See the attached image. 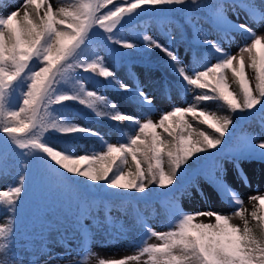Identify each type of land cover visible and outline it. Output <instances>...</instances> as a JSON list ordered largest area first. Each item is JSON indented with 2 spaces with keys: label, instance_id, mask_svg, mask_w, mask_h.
<instances>
[{
  "label": "snow or ice",
  "instance_id": "6c2138e0",
  "mask_svg": "<svg viewBox=\"0 0 264 264\" xmlns=\"http://www.w3.org/2000/svg\"><path fill=\"white\" fill-rule=\"evenodd\" d=\"M178 6L206 9L217 33L211 39L194 24L196 45L206 46L202 62L196 51L194 63L186 64L175 48L148 34L141 39L149 50L165 54L166 70L191 100L164 111L158 120L121 111L96 88L131 93L146 113L153 110V98L139 85L134 90L120 79L96 49L103 47L119 57L127 54L109 45L141 51V45L126 36L127 29L144 16L166 15ZM229 11L237 16L243 11L245 20L232 22ZM256 24L264 26V0H56L55 6L53 0H23L14 11L0 14V137L19 158L15 181L0 189V208L10 214L8 222L0 224V264H264V194L248 196L249 203L254 202L249 212L244 197L229 182L226 166L231 162L243 185L250 187L241 162L264 161V140L248 137L229 143L237 113L244 118L264 116V31L257 32L252 26ZM238 37L242 43L229 51L226 45ZM210 102L216 110L206 107ZM73 105L117 124L127 121L129 127L120 129V142L101 137L98 151L81 154L78 134H99L73 122ZM49 133L68 139L57 143ZM218 157L211 170L192 169L189 176L190 161ZM38 165L113 189L117 196L147 195L152 186L167 189L168 230H155L137 212L143 234L132 255L105 258L82 242L75 255L67 248L62 255L49 250L43 260H23L16 250V218L30 190L29 172ZM181 177H189L187 186L179 182ZM201 178L209 191L198 183ZM192 189L200 197H219L232 211H186L181 197L191 196ZM103 208L101 224L111 223V205ZM78 223L86 241L90 226ZM152 238L160 243H149Z\"/></svg>",
  "mask_w": 264,
  "mask_h": 264
},
{
  "label": "trees",
  "instance_id": "16d2710c",
  "mask_svg": "<svg viewBox=\"0 0 264 264\" xmlns=\"http://www.w3.org/2000/svg\"><path fill=\"white\" fill-rule=\"evenodd\" d=\"M9 1L10 0H0V10L3 4ZM208 2L215 3L217 0H208ZM181 9H183V6H178L177 10L170 11L166 15L144 16L137 25H133L131 28L127 29L126 36L140 44L141 51L122 49L116 45H109V47L117 48L118 51L127 54L124 57H119L115 54L108 53L107 49L103 47L96 49L101 56L105 57V63L114 70H117V68L120 69V67L123 66L125 71L123 79L120 75H117L120 79L128 84L129 82H133L131 86L134 90L137 85H139L146 93H153L156 97L158 96L162 103L167 104L166 111L176 106H184L186 101L191 100V96H186L183 93L175 75L166 70L164 66V61L167 59L165 54L158 49L149 50L145 47L141 37L144 34H148L160 41V31L163 30V35L168 39L169 43H171V47L175 48L173 45L174 42L182 43L186 50L191 52L196 51L201 58V62V54L205 51L206 46L195 45L192 41L195 32L194 24H198L202 27L209 38L211 35L215 36V38L217 37L215 29L210 25L208 20L206 9H196L195 6H192L191 10ZM169 36L175 37V40H170ZM252 75L251 73V77ZM126 76L128 79H126ZM97 79L101 80V83H103V78L97 77ZM254 83L255 81L253 80V84ZM233 87L235 88V85H233ZM96 91L100 94L107 95L118 105L119 109L125 113L134 115L137 118L150 116V118L153 119L152 115L156 110L154 104L151 106L153 109L152 112L146 113L133 99L126 101L124 106L121 105L117 96H120V94L124 92L123 90L97 87ZM206 107L211 110H216L217 108L216 104L211 102L208 103ZM164 111L165 110H162V113ZM73 115L75 117L74 123L83 124L84 126L92 128L99 134V136L78 134L82 137L78 141L79 148L77 149L81 154H83L84 151H98L102 145L101 137L107 142H120L122 139L120 129L129 127L127 121H121L117 124L105 118H98L78 105H73ZM263 118L264 116L259 113L249 118H244L241 114L237 113L234 116L236 123L231 133L229 143L235 145L243 139L254 135L253 131L255 129V124L260 123L261 126ZM193 124L195 127L205 129L204 125H198L195 121H193ZM205 130L211 133V130ZM49 135H53L54 141L57 143H61L68 139L67 137L54 133H49ZM1 143H3V137H0V145ZM16 152L17 150L11 145L7 148H1L0 146V169L5 170L3 174L0 172V179L3 177L8 179L6 188L15 181L16 176L19 174V158L15 154ZM220 159L219 157L216 159H201L195 163L190 161L189 176H191L192 169L211 170L213 165L219 162ZM256 160L260 159L256 158ZM4 163H8V165L5 166ZM60 171L63 173V170ZM188 179L189 177H181L179 182L184 183L186 186ZM202 181V178L198 181L200 186ZM1 182L0 180V185ZM26 183L30 190L23 199L24 201L26 200L27 203L21 205L19 212L23 210L29 216V223H32V226H40V228H42L51 222L68 221L74 212H77L80 218L84 219V217H87L90 223L93 222L92 224H95L97 220L104 216L105 210L103 205L110 204L113 209V214L111 215L113 219H115V217L117 218V216L121 218L124 216L132 217L136 220V226L143 232V229L137 221V212H139L147 222L161 220L160 222L165 224L168 230L165 214V206L169 200L167 189H159L156 186H152L147 195L126 192L117 196L113 195L115 192L113 189H106L103 188L102 185L92 184L84 178L67 176L66 174L58 175L56 172L50 171L39 165L35 169L30 170L29 179ZM193 190L195 191V189ZM132 197H135V199H132ZM3 214L8 213L4 210H0V216ZM163 218H165V221L162 220ZM125 230L127 231V228Z\"/></svg>",
  "mask_w": 264,
  "mask_h": 264
},
{
  "label": "rangeland",
  "instance_id": "374dc122",
  "mask_svg": "<svg viewBox=\"0 0 264 264\" xmlns=\"http://www.w3.org/2000/svg\"><path fill=\"white\" fill-rule=\"evenodd\" d=\"M230 3L231 0H228ZM258 3L259 0H256ZM56 0H53L55 6ZM23 4V0H10L3 4L0 10V14L4 12H11L16 9L17 6ZM228 18L235 23H239L245 20V13L239 11V16L232 11L228 12ZM257 32L264 31V26L259 24L252 25ZM166 43L167 40L163 39ZM242 43V40L238 37L236 40L232 41L230 44H227L226 47L229 51L235 52L239 45ZM177 51L179 52L181 59L185 61L186 64H189V53H187L182 44H177ZM116 58V57H115ZM118 58V57H117ZM117 67V63H116ZM117 75L123 79L124 77V68L123 66L120 69L115 70ZM249 77H251V71L248 72ZM230 79V77H229ZM156 101V98L153 95H150ZM119 103L125 105L126 101L130 100L129 94H123L117 96ZM159 99V97H157ZM161 102V100H160ZM163 109L167 110V104H163ZM159 112L156 115H153L152 118L157 120L161 108L158 106ZM260 123L255 124L254 135L258 140H264V127L259 128ZM1 148H7L4 143H1ZM8 165V163H4ZM226 166L230 169L229 172V182L233 187L237 188L241 195L245 199V207L249 212L253 210V203H249L248 196L255 194H264V161H257L256 159L245 160L241 162V168H243L244 173L248 176L250 182V187H245L241 181L240 174L233 167L231 162H227ZM5 170H2V174ZM1 174V175H2ZM11 176L9 173H7ZM1 185L0 189L6 188V182L8 179H0ZM187 186V185H186ZM201 187L205 191H209V187L206 183L202 182ZM193 194L191 196L181 197V203L184 205L186 211H207L214 210L224 213H229L232 211V208L228 206L223 200L219 197L214 196L213 198L209 197H200L198 193H195L194 190H191ZM27 201H24L26 204ZM3 211L2 208H0ZM76 213V214H74ZM71 218L68 221H57L56 223L46 224L45 227L40 228V226H32V223H29V216L21 210L17 215L16 222V250L20 255V258L27 261H32L34 259L43 260L46 257V253L51 250L54 253L63 254L67 248H71L73 255L79 250L82 242L86 243L93 251L100 254V256L105 258H121L127 255H132L136 251V246L142 236V231L139 227L136 226V220L132 217L123 218L115 217L112 218L111 223H103V218H100L96 221L95 224H90V235L86 241H83L81 226L78 223L79 216L77 212H74ZM113 213L111 212L110 215ZM10 219V214H3L0 216V224L7 223ZM123 219V220H122ZM203 222H214V219L209 218H200ZM162 220L165 221V218ZM161 220H155L149 222V225L157 231H166V226L160 222ZM84 223L88 224V221L84 220ZM233 223L239 224L238 219H234ZM62 223V224H61ZM127 228V231L125 230ZM149 243L158 244L159 240L152 238L149 240ZM94 264V261L92 262Z\"/></svg>",
  "mask_w": 264,
  "mask_h": 264
}]
</instances>
